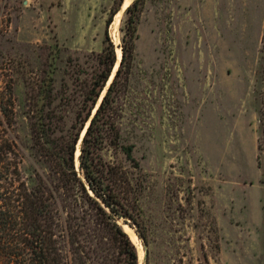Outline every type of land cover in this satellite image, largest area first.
Wrapping results in <instances>:
<instances>
[{
  "label": "rangeland",
  "instance_id": "obj_1",
  "mask_svg": "<svg viewBox=\"0 0 264 264\" xmlns=\"http://www.w3.org/2000/svg\"><path fill=\"white\" fill-rule=\"evenodd\" d=\"M115 6L0 0V91L13 77L12 137L23 178L41 173L52 183L32 140V86L52 68L55 92L65 82L71 96L55 111L70 122L82 106L85 76L69 78L68 60L92 71ZM124 8L117 28L116 15L108 27L117 57ZM263 35L264 0H143L132 60L111 95L117 144L106 132L99 151L140 182L145 263L142 241L118 221L138 264H264V141L257 151L258 134L264 139L257 111H264ZM124 148L140 170L130 168Z\"/></svg>",
  "mask_w": 264,
  "mask_h": 264
},
{
  "label": "trees",
  "instance_id": "obj_2",
  "mask_svg": "<svg viewBox=\"0 0 264 264\" xmlns=\"http://www.w3.org/2000/svg\"><path fill=\"white\" fill-rule=\"evenodd\" d=\"M123 1L115 0L106 21L104 45L94 56L92 71L85 73L79 64L68 60L69 78L77 82V75L85 76L82 106L72 111L70 122L65 119L69 114L55 111L60 105H68L71 96L65 82L64 91L55 92L52 68L31 88L28 115L32 140L49 167L54 185H49L41 173L22 177L21 158L12 137L13 77L4 82L0 91V264H138L136 247L115 217L122 218L120 221L147 244L139 214L140 182L121 164L104 161L99 151L106 132L111 134L110 145L117 144L118 131L110 116L111 95L117 78L132 60L143 0H133L125 10L121 61L95 109L117 61L108 27ZM8 67L12 72L10 60ZM257 111L263 133L264 111ZM263 141L259 133L258 154ZM124 151L130 168L140 170L130 148Z\"/></svg>",
  "mask_w": 264,
  "mask_h": 264
},
{
  "label": "water",
  "instance_id": "obj_3",
  "mask_svg": "<svg viewBox=\"0 0 264 264\" xmlns=\"http://www.w3.org/2000/svg\"><path fill=\"white\" fill-rule=\"evenodd\" d=\"M122 6H123V5H121V8H123ZM127 7H128V6H127ZM127 7H126V8H127ZM121 8H120V9H121ZM126 8H124V11L126 10ZM119 11H120V10H119ZM119 11H118V12H119ZM120 61H121V51H120V57H119V60H118V57H117V61H116V64H115V66H116V65H117V66H116V68L114 67V69H113V71H112V74H111V76H110V79H109L108 83L106 84L105 90H104V92L102 93V96L100 97L99 102H98L97 106L95 107V109L98 107V105H99V103H100L102 97H103L104 94H105L106 89L108 88L109 84L111 83V81H112V79H113V77H114V74H115V72H116V69H117V67H118L119 64H120ZM95 109H94V111H95ZM88 123H89V122H88ZM88 123H87V125H88ZM84 131H85V129H84L83 132H82L81 138L83 137ZM80 141H81V140H80ZM115 218H117L118 221L123 220L122 218H118V217H115ZM123 224H124V223H123ZM140 240L142 241L143 246H144V248H145V249H144V256H143V263H145V261H146V257H147L146 244L144 243V239H143L142 237H140Z\"/></svg>",
  "mask_w": 264,
  "mask_h": 264
},
{
  "label": "bare ground",
  "instance_id": "obj_4",
  "mask_svg": "<svg viewBox=\"0 0 264 264\" xmlns=\"http://www.w3.org/2000/svg\"><path fill=\"white\" fill-rule=\"evenodd\" d=\"M129 2V0H125V2L123 3V8L125 7V5L127 4ZM119 14L120 13H118V14H116V17H115V22H116V24H115V27H114V29H116L117 28V20H118V18H119ZM113 27V26H112ZM114 33V32H113ZM119 58V57H118ZM131 231V230H130ZM131 235L133 236V238H135V235L133 234V233H131ZM134 240V239H133ZM136 240V239H135ZM138 254H139V258L141 257V251L139 250L138 251Z\"/></svg>",
  "mask_w": 264,
  "mask_h": 264
}]
</instances>
